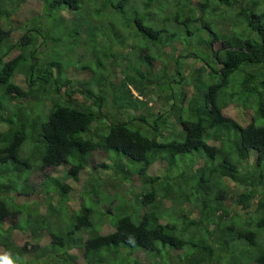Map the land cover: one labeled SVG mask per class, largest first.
I'll return each instance as SVG.
<instances>
[{"label": "trees", "instance_id": "obj_1", "mask_svg": "<svg viewBox=\"0 0 264 264\" xmlns=\"http://www.w3.org/2000/svg\"><path fill=\"white\" fill-rule=\"evenodd\" d=\"M39 1L0 0V264H264V0ZM99 149L141 190L71 206Z\"/></svg>", "mask_w": 264, "mask_h": 264}, {"label": "rangeland", "instance_id": "obj_2", "mask_svg": "<svg viewBox=\"0 0 264 264\" xmlns=\"http://www.w3.org/2000/svg\"><path fill=\"white\" fill-rule=\"evenodd\" d=\"M42 4L39 0H25L23 4L21 5V11L22 12L20 15H15L13 16V25H18L19 23L28 20L27 18L32 17L34 14H39L41 18L42 17ZM19 32V31H18ZM17 32V33H18ZM84 49L79 48L77 52H75V56H72V58H78L81 56H78L80 53H82ZM83 60H86L87 58L84 56L82 58ZM68 72H70L71 76H74L76 78H83L87 77L88 74L84 73L82 70H79L78 68L71 67L68 69ZM122 74H117L115 77L111 78L113 83L119 84L120 79L122 78ZM115 79V80H114ZM22 81V80H18ZM155 105V103H154ZM246 107L240 106V105H235L230 109V114L238 119L242 124H247L252 115H253V110L252 109H245ZM139 111L143 110V107L140 105L137 108ZM110 163V157H109V152L107 149H99L96 152L89 153L86 161H85V169L82 170L79 175H78V180L75 178L68 179V182H71L73 185V190L71 192L72 200L70 202L71 206H76L78 207L84 200H83V195L87 193V189L92 186V182H95L96 184L100 183L102 184V189L100 192L97 194H92V193H87L89 197L96 196L98 199L105 198L107 196H111L115 192L120 193L123 195V197L126 199L128 198V195L131 193L132 195L138 193L141 189V179L139 178L138 175H134L132 180L130 182H126L123 179H120L118 175H116L115 171L111 168H107V166H103L102 163ZM130 163V162H129ZM128 167H133L132 163L129 164ZM62 168V167H61ZM95 169L98 172L97 178L92 179L89 182L87 181V174L88 172H94ZM94 170V171H93ZM164 170V163L162 161H157L154 163L151 168H150V173L153 175L162 173ZM41 178V176H40ZM106 181L110 182V185L106 183ZM112 183H117L116 186ZM85 185H88V187H85ZM101 201V200H100ZM127 201V199H126ZM123 202V199H122ZM103 207L108 206L105 202L101 201ZM162 205H168V201L164 200L162 202ZM232 205V203H230ZM113 229V226L110 223H106L103 228V232H109L110 230ZM15 239L19 244H23L27 238L19 232H16ZM6 252L3 247H0V256L5 255ZM79 262L82 264L83 260V252L79 251ZM140 257L142 258L141 261L144 263H148L149 258L145 257L144 259V254L140 253Z\"/></svg>", "mask_w": 264, "mask_h": 264}, {"label": "clouds", "instance_id": "obj_3", "mask_svg": "<svg viewBox=\"0 0 264 264\" xmlns=\"http://www.w3.org/2000/svg\"><path fill=\"white\" fill-rule=\"evenodd\" d=\"M135 93H136V91H135ZM137 94V93H136ZM7 264H11V262H7Z\"/></svg>", "mask_w": 264, "mask_h": 264}]
</instances>
